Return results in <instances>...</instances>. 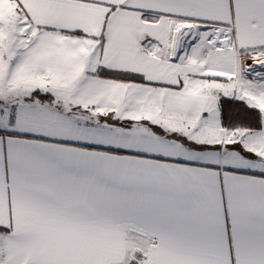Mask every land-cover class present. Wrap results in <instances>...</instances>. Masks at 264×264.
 Wrapping results in <instances>:
<instances>
[{
    "label": "snow or ice",
    "instance_id": "6c2138e0",
    "mask_svg": "<svg viewBox=\"0 0 264 264\" xmlns=\"http://www.w3.org/2000/svg\"><path fill=\"white\" fill-rule=\"evenodd\" d=\"M0 264H264V0H0Z\"/></svg>",
    "mask_w": 264,
    "mask_h": 264
}]
</instances>
